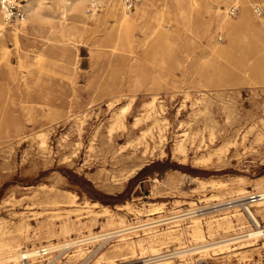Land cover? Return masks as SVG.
Instances as JSON below:
<instances>
[{"label":"rangeland","instance_id":"rangeland-1","mask_svg":"<svg viewBox=\"0 0 264 264\" xmlns=\"http://www.w3.org/2000/svg\"><path fill=\"white\" fill-rule=\"evenodd\" d=\"M254 2L264 9V0ZM205 3L143 0L129 13L137 17L140 7H150L132 41L124 32L117 36L107 20H91L76 34H54L53 26L61 22L58 0H44V19L34 27L29 16L15 25L23 28L19 44L15 26L6 28L0 39L5 37L11 62L0 59V248L16 237L25 249L98 230L106 234L54 248L43 255L44 263L143 264L137 244L135 251H116L115 244L153 235L150 240L162 250L189 248L203 241L188 225L193 219L115 230L264 189L259 185L264 182V69L244 72L238 41L243 29L226 56L208 54L192 40L185 26L199 38L209 17L203 15ZM208 3L226 6V0ZM252 12L264 17V10ZM220 33L219 41L229 43L227 33ZM189 53L198 55L193 82L180 66L191 60ZM114 85L122 95L111 104ZM263 207L255 211L264 220ZM223 212L231 222L216 213L200 216L207 240L241 230H234L243 224L240 211ZM64 222L69 233L60 232ZM168 226L173 233L162 236ZM48 227L55 234L49 235ZM263 242L239 243L224 253L191 250L159 264H264Z\"/></svg>","mask_w":264,"mask_h":264},{"label":"bare ground","instance_id":"bare-ground-1","mask_svg":"<svg viewBox=\"0 0 264 264\" xmlns=\"http://www.w3.org/2000/svg\"><path fill=\"white\" fill-rule=\"evenodd\" d=\"M103 1L105 2L107 8H104L105 10H103L102 12L99 11L98 13H94L93 15H89L86 12L87 0H58L59 7L61 8V15H60L61 22L60 24L53 26V29H54L53 33L58 35V34H64L67 31H71V34H76L80 30L88 29L90 25L89 21L91 20H94L95 21L94 23L96 24L99 23V21L101 20H107L110 23L109 25H111L112 28L117 30L118 32L117 36H121L122 32H124L130 38H132L131 39L132 41L133 35H134L133 33L134 27L137 25V22L139 20H143L146 17L147 9H149L150 7H147V6L140 7L139 10H137V17H132L130 14L125 12L121 0H103ZM202 1L206 2L205 3L206 6H204L205 13L203 15L206 16L207 14H209V17L206 18L205 24L202 25V27L199 29L197 33L199 35V38H197L196 34L192 30H190V27L188 25L185 26L186 31H188L187 34H190V36L192 37V40L193 41L197 40L201 42L202 45H204L205 47L204 49L206 50L208 54H212L214 56H223V55L226 56V54L229 53L228 52L229 46L233 45L237 41L238 32L243 29V31H245V34L238 41H239V48L241 49L242 52H244V56L240 57V59L243 60L242 68L244 72L248 73V71L250 72V70H252L253 72L256 68L264 69L263 68L264 67V17H257L253 14L252 9H253V5L256 2H254V0H226V6L223 7L222 5L212 6L208 3V0H199L200 3ZM43 3H44V0H26L25 2V8L27 10L29 20L33 24L32 27H34L36 24H39L44 19L45 14H44V9H43ZM152 3H153V0H149V4L152 5ZM237 3H240L241 5L240 14L238 15L236 19H233L231 18L229 14V8L231 5L237 4ZM190 12H191L190 10L187 11L185 16L189 17ZM59 26L64 28V30H62V28L60 29ZM2 27H5V22H4V16H3V9L0 5V28ZM11 30L13 32V38L16 44H19L20 32L23 30V28L15 26L11 28ZM24 31H28V30L24 29ZM220 31H225L227 33L228 38H229V43L223 44L219 41L218 38L223 37V34H221ZM118 44H119L118 41H116L115 46H117ZM24 55L25 53L21 54L20 59ZM196 57H198V55L191 54V60L188 59L187 64L185 65L182 64V61H180V66H184L185 71H186V76L187 78L190 79L191 82H193L195 78L197 80L195 73L199 72V70H197V68L194 66L195 65L194 60ZM0 59L7 61L8 64H10L11 62L10 51H9L8 46L5 45L4 36L2 37V39H0ZM21 63L20 65H22ZM8 67H11V66H8ZM257 70L258 69H256V71ZM198 82L201 85L203 84L202 79L200 78L198 79ZM117 91H118V85H114L110 89L111 93H117L116 98L111 100L110 102L111 104L117 101L119 97H121L122 95L120 94L122 92L119 93ZM40 135H41L40 143L43 146L46 144V133L42 132ZM259 185L264 186V182H261ZM240 188L243 189V187H240ZM94 203H97V202H94ZM260 205L264 206V200H261L257 203V206H260ZM105 210L111 213L112 215V216L110 215L111 217H109L110 222L114 221V216H113V212H111V209L105 206ZM252 212L257 218H258V214L261 215L260 211H252ZM180 214L181 213L175 214L172 216H166L163 218H157L153 220L151 219L149 221H146V222L144 221L143 223H138V224L135 223L130 226L126 225L127 227H122L118 230H115L114 232H116L117 234V232L119 231L120 233H122L121 231H124V232L133 231V230L139 229L140 227L143 228L144 225H147L148 227H150L157 223H161V222L164 223L167 221H171V219L174 221L175 220L180 221V219L182 218ZM237 214L240 215L239 218L242 219L243 224L234 230H237L238 228H240L241 230L234 232V233L231 232L230 234L222 235L220 237L218 236V238H213L212 240L206 239L207 236L204 235L205 232L203 233V229L201 225V218L199 216L193 218L194 223L192 222L188 225L194 226L193 227L194 236L197 239H202L203 241L200 244L197 243L198 245L196 244L195 246L193 245L192 247H189V248L175 247L173 249L162 250L160 249V247L157 246V244L153 243L150 240L152 239L150 237L153 236V235H150L148 237L138 238L137 240H131V239L124 238L123 241L115 244V250L118 251V250L127 248L132 251H135L134 247H135V244H137L140 247L139 250L142 254V256L140 257L144 258L143 264H151V263L159 264V263H163L171 259L172 256H178L182 253H185L191 250L201 251V250H206V249H209V250L213 249V251H218V253L220 252L224 253V252H230L234 249H237L239 246L237 247H233V246L239 243L242 244L241 247H246V246H250L254 244L256 245L258 243L257 241L258 236L264 235V230L254 229L248 232L250 233L248 235H245V233H240L245 230L241 227L250 225V222L248 221V219H244L245 217L241 212H237ZM263 215H264V212H263ZM223 217L226 218L227 222L232 221L228 215H224ZM122 226H124V224ZM169 227L170 226H168V228L164 231L162 230L163 231L161 234L162 236L173 233V228H169ZM69 231H70V225L68 224V222L62 223L60 232L65 234V233H69ZM46 232L49 235L55 234L54 229L51 227H48ZM237 233H240V234H237ZM104 234L106 233L95 230L94 233L88 237L85 236L79 239L72 238L71 240H66L63 242L49 241V243H45L41 245V247H45L49 249L48 251L51 252L54 248H57L63 245L69 246L71 244H82L87 240L99 239ZM145 240H149L150 242L146 244L144 243ZM261 245L264 246V242ZM0 249L5 250V253L0 254V264H18L19 261L22 260V258L25 257L26 255L30 257L29 264H45L44 263L45 258H43V254L37 255L38 254L37 247H27L23 249L21 246V241L17 237L15 241L4 242ZM78 251L82 252L83 249L79 248ZM148 251L151 252L149 256L148 254L146 255ZM247 255L248 253L244 252L242 254V259ZM111 260L112 262H114L113 257H111ZM25 264H28V263L25 262Z\"/></svg>","mask_w":264,"mask_h":264},{"label":"built area","instance_id":"built-area-1","mask_svg":"<svg viewBox=\"0 0 264 264\" xmlns=\"http://www.w3.org/2000/svg\"><path fill=\"white\" fill-rule=\"evenodd\" d=\"M143 0H121L125 12L132 13L136 10L138 5L141 4ZM26 0H0V5L3 9V16L5 27L0 28V36H2L6 28L13 27L16 24H21L27 20V10L25 8ZM239 4H233L229 8V14L234 15L239 10ZM105 7V2L103 0H88L86 12L90 15L101 11ZM255 12L260 15L263 13V6L260 3H255L253 5ZM264 200V189L262 190H252L245 194L236 195L234 197H227L226 199H218L209 202L199 203L195 205H188L181 209V211L174 213H181V219L185 221H191L195 216H204L209 213H216L224 215L223 211L229 210L231 214L236 211H240L250 222L251 227L246 228L243 232L248 235L251 230H264V220L258 214V218L253 214L252 211L256 210L257 203ZM238 208V209H236ZM226 213V212H225ZM170 215V216H172ZM172 220V219H171ZM237 233V234H240ZM236 234V235H237ZM255 239V238H254ZM264 235L258 236L257 241H263ZM45 247H37V255H46L50 251ZM29 258L27 255L23 257V264H29Z\"/></svg>","mask_w":264,"mask_h":264}]
</instances>
